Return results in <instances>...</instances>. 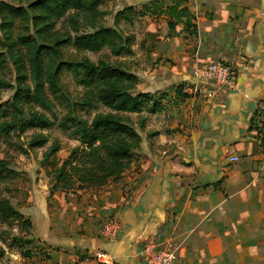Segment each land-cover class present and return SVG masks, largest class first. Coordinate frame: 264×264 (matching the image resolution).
<instances>
[{
	"label": "crops",
	"instance_id": "obj_1",
	"mask_svg": "<svg viewBox=\"0 0 264 264\" xmlns=\"http://www.w3.org/2000/svg\"><path fill=\"white\" fill-rule=\"evenodd\" d=\"M153 1L160 0H116V12ZM163 1L165 8L188 9L197 37L190 58L186 33L178 30L164 42L163 56L177 62L183 54L189 62L181 65L186 64V72L155 65L148 75L157 76L155 84L179 81L172 95L180 98L176 87L190 78L193 82L195 69L214 60L228 62L233 77L212 88L211 98L189 96L166 118L148 123L147 133L138 132L137 170L123 173L111 186L79 190V199L67 204L66 225L60 216L49 219L46 208L44 218L32 219L37 239L67 251L54 253L61 264H75L96 250L108 252L116 264H146L142 249L149 239L171 240L178 248L174 264H229L221 262L240 255L237 241L264 242V220L259 227L253 223L264 217V142L258 128L264 117V0ZM135 75V92L167 93L143 90L145 76ZM58 206L53 214H59ZM111 217L120 227L109 238L102 225ZM51 232L60 239L54 245L48 242L55 238Z\"/></svg>",
	"mask_w": 264,
	"mask_h": 264
},
{
	"label": "rangeland",
	"instance_id": "obj_2",
	"mask_svg": "<svg viewBox=\"0 0 264 264\" xmlns=\"http://www.w3.org/2000/svg\"><path fill=\"white\" fill-rule=\"evenodd\" d=\"M33 1L35 0H0V123L13 121L17 125L16 129L8 133L0 132V160L6 164L4 169H0V199H7L15 214L21 217H14L6 221L0 217V264H61L60 259L56 257L61 255L57 253L66 254L67 251H56L37 239L36 223H32V219H35L36 215L39 218H44L43 213L46 208L49 219L60 216L63 224L66 225L69 210L67 204L79 199V190L76 189L75 184L67 189L60 187L53 189L51 174L46 173L47 169L41 163L44 159H48V161L54 159L61 163L68 157L72 148L79 146L77 136L74 134L77 120H85L90 123L95 115L111 112L96 101L94 91L81 81L80 74L75 73L72 68L67 66L62 67L59 73L57 89H51L48 83H44L41 104H35L24 97L25 92L22 89L29 88L33 94L34 82L30 76L25 49L19 43V38L22 36L24 40H30L36 35L33 27L26 26L20 18H16L12 25L5 23L7 20L3 18L6 16L3 5L27 7ZM117 6L119 5L116 0L102 4L99 9L103 10L105 14L98 24L116 28L122 35L133 34L134 42L130 45L131 55L113 56L107 48L94 53L78 52L72 43H62L59 46L60 57L56 58L54 63L58 61L78 63L85 58L93 63H97L99 60L107 61L133 74L140 71L142 76H145L144 85L142 84L143 90L161 88V91L167 92L162 96L163 99L159 97L160 95L155 96L161 107H159L157 115L149 112L152 109L150 106H147L140 114L119 115L126 118L137 132L147 133L148 123H157L163 115L166 118L173 106L185 102V98H173L172 95V86L179 84V81L159 86V84H155L158 80L157 76H148L149 72L161 62L166 67L177 66L178 72H186L184 71L186 64L181 65L186 61L189 62L187 57L192 56L195 38L190 36V42L186 44L187 57L182 54L178 59L176 57L178 61L174 62L173 59L163 56L162 51L165 47L164 42H168L173 35L177 34L178 30L181 32V26L176 23L177 25L171 30L167 25L174 21L172 19L169 21L170 16L163 0L153 1L139 7L144 11V14L134 18L131 24L123 21L114 23ZM54 31L53 37L58 40L67 36L73 37L75 34L67 21H58ZM78 31L80 33L92 30L81 25ZM37 42L42 43L40 38L37 39ZM15 56H19L21 59L22 68L20 71L25 75L23 79L19 77L18 69L14 63ZM48 60L49 56L45 55L44 65ZM181 84L183 86L191 84V78ZM33 112L45 116L49 121V126L41 128L31 125L29 116ZM68 118L72 121L67 122L66 126L61 128L60 123ZM141 124H144L142 129L139 128ZM38 136L45 137L46 142L41 146H32V141ZM130 158V165L124 172L127 175L137 170L136 151L132 152ZM109 185H113L112 182L100 187ZM100 187L90 188L100 189ZM58 199H63L65 203L58 202ZM57 205L61 210L56 215L53 214L52 209L57 211L55 209ZM261 219L264 220V217H261L260 220H253V223L257 226V222L260 223ZM25 221H30L31 226H24L23 222ZM51 235L55 238L48 242L54 245L60 239L54 232H51ZM236 243V252L240 255L230 257L229 260H224L221 263L228 261L229 264H264L263 241L253 239L250 242L237 241ZM66 244L69 245V241H66ZM176 249L177 254L178 248ZM63 264L67 263L63 262Z\"/></svg>",
	"mask_w": 264,
	"mask_h": 264
},
{
	"label": "trees",
	"instance_id": "obj_3",
	"mask_svg": "<svg viewBox=\"0 0 264 264\" xmlns=\"http://www.w3.org/2000/svg\"><path fill=\"white\" fill-rule=\"evenodd\" d=\"M107 1L112 0H35L27 7L3 5L6 14L3 18L7 20L5 23L12 25L16 18H20L26 26L33 27L36 35L30 40H24L22 36L19 38V43L25 49L30 76L34 82V93L32 94L29 88H23L24 97L35 104H41L44 83H48L51 89H57L59 73L62 67L67 66L80 74L81 81L92 88L96 101L111 111L95 115L90 123L77 120L74 134L77 136L79 146L72 148L68 157L61 163L54 159L42 161L41 164L47 169L46 173L51 174L53 189L58 187L67 189L75 184L76 189L82 190L119 181L130 165L132 152L139 149L141 141L137 130L119 114H140L147 106L152 107L149 112L156 113L161 107L155 96L160 95L159 97L162 98L164 93L135 92L137 76L120 66L103 60L93 63L85 58L78 63L61 61L54 63L56 58L60 57L59 46L62 43H72L78 52L94 53L107 48L113 56L131 55L130 45L134 42L133 34L122 35L116 28L98 24L105 14L99 7ZM166 10L170 16L169 21L170 19L174 21L167 24L171 30L179 23L181 32L197 37L194 17L187 8L171 5L167 6ZM143 14L144 11L128 6L115 12L113 20L114 23L123 21L131 24L134 18ZM58 21H67L75 33L73 37L67 36L61 40L53 37ZM81 25L92 31L79 33L78 28ZM38 38L42 43L37 42ZM45 55L49 56V60L44 65ZM14 63L19 77L25 78L20 71L22 65L19 56H15ZM176 93H181L184 98L189 97L183 93V84L176 87ZM70 121H72L70 118L62 121L61 128ZM29 122L41 128L49 126L48 119L37 112L29 116ZM16 126L13 121L1 122L0 132L8 133L16 129ZM143 127L144 124L139 126L141 129ZM45 142V137L38 136L31 145L41 146ZM262 142H264L263 137ZM5 167V162L0 160V169ZM0 217L4 221L14 217L21 218L20 215L15 214L7 199H0ZM23 225L30 227L31 223L25 221Z\"/></svg>",
	"mask_w": 264,
	"mask_h": 264
},
{
	"label": "built area",
	"instance_id": "obj_4",
	"mask_svg": "<svg viewBox=\"0 0 264 264\" xmlns=\"http://www.w3.org/2000/svg\"><path fill=\"white\" fill-rule=\"evenodd\" d=\"M234 74L233 67L225 61L214 60L199 65L194 71L195 80L183 86V93L188 96L206 95L211 98L212 88H220L229 83ZM211 88H210V87ZM258 128L264 138V117L260 118ZM232 161L237 158H231ZM120 227L116 217L106 219L102 225L104 236L115 237ZM176 247L171 240H147L142 249L146 264H174L177 260ZM75 264H116L113 257L104 250H96L78 259Z\"/></svg>",
	"mask_w": 264,
	"mask_h": 264
}]
</instances>
